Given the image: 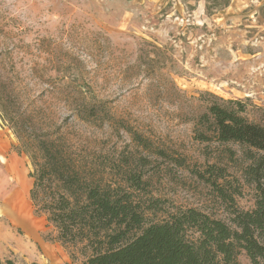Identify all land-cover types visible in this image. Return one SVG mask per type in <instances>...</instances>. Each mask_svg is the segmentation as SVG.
<instances>
[{
  "label": "rangeland",
  "instance_id": "obj_1",
  "mask_svg": "<svg viewBox=\"0 0 264 264\" xmlns=\"http://www.w3.org/2000/svg\"><path fill=\"white\" fill-rule=\"evenodd\" d=\"M0 79L58 112L60 123L71 124L70 107L80 103L60 93H96L117 123L72 132L117 171L143 175L145 187L132 191L144 207L157 205L148 219L197 209L230 222L233 209L255 208L246 149L197 140L194 119L211 93L241 101L244 116L264 125V0H0ZM121 123L176 160L138 148ZM14 143L0 123V262L82 264L34 214L31 164ZM239 261L252 264L245 252Z\"/></svg>",
  "mask_w": 264,
  "mask_h": 264
},
{
  "label": "trees",
  "instance_id": "obj_2",
  "mask_svg": "<svg viewBox=\"0 0 264 264\" xmlns=\"http://www.w3.org/2000/svg\"><path fill=\"white\" fill-rule=\"evenodd\" d=\"M3 85L0 79V123L15 138L12 151L30 161L34 214L46 218L56 232V242L78 250L84 257L82 264H241L243 252L252 264H264V125L244 116L241 101L207 93L211 101L194 119L195 135L203 142L214 139L246 149L255 163L248 173L259 185L255 208L233 209L230 222L197 209L150 220L147 212L158 210L157 205L144 207L133 193L147 184L143 175L117 171L114 162L102 158L95 142L85 145L88 138L72 132L77 125L103 129L105 118L109 127L117 123V116L96 93H60L63 102H80L70 107L74 121L69 124L68 119L60 123L58 112L39 105L37 99ZM121 125L138 148L176 160L165 149L155 148L140 131ZM213 184L221 197L231 199Z\"/></svg>",
  "mask_w": 264,
  "mask_h": 264
}]
</instances>
